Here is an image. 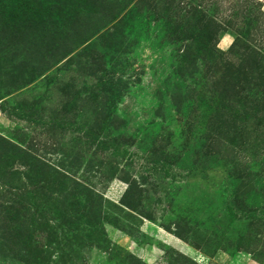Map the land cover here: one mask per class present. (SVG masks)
Here are the masks:
<instances>
[{
    "label": "rangeland",
    "instance_id": "rangeland-1",
    "mask_svg": "<svg viewBox=\"0 0 264 264\" xmlns=\"http://www.w3.org/2000/svg\"><path fill=\"white\" fill-rule=\"evenodd\" d=\"M0 264H264V0H0Z\"/></svg>",
    "mask_w": 264,
    "mask_h": 264
}]
</instances>
